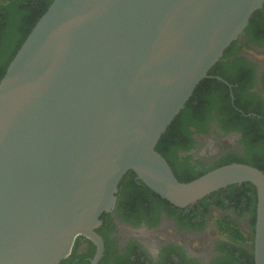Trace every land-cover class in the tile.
<instances>
[{
	"label": "water",
	"instance_id": "1",
	"mask_svg": "<svg viewBox=\"0 0 264 264\" xmlns=\"http://www.w3.org/2000/svg\"><path fill=\"white\" fill-rule=\"evenodd\" d=\"M263 4L53 0L0 79V264H59L78 236L97 264L94 228L129 171L176 207L253 185V264H264V172L235 162L181 182L155 150Z\"/></svg>",
	"mask_w": 264,
	"mask_h": 264
},
{
	"label": "flooded vegetation",
	"instance_id": "2",
	"mask_svg": "<svg viewBox=\"0 0 264 264\" xmlns=\"http://www.w3.org/2000/svg\"><path fill=\"white\" fill-rule=\"evenodd\" d=\"M36 4L24 8L25 3L12 5L0 0V35H5L8 26L28 22L32 10L37 12ZM14 31L8 42L0 43V57L12 44ZM263 31L256 20L250 27V37L262 41ZM248 41L244 30L235 44L226 48L228 55L220 59L223 63L243 59L235 71L219 65L208 77L229 88L232 85L227 78L234 81L232 100L241 107L240 112L245 111V118L257 116L249 122L256 121L261 137L258 145L264 148V43ZM214 113L212 110L201 130L189 126V133L174 132L173 144L183 148L175 151L165 146L177 179L193 178L225 158L245 153L243 141L248 128L244 122L230 117L220 121ZM259 156L264 161V150ZM124 176L112 210L102 212L94 228L103 243L97 264H253V185L232 184L186 207H176L151 191L134 173ZM96 252L92 240L78 236L70 255L59 264H90Z\"/></svg>",
	"mask_w": 264,
	"mask_h": 264
},
{
	"label": "trees",
	"instance_id": "3",
	"mask_svg": "<svg viewBox=\"0 0 264 264\" xmlns=\"http://www.w3.org/2000/svg\"><path fill=\"white\" fill-rule=\"evenodd\" d=\"M10 1L12 5L19 4V3H25L23 6L24 8L30 7L34 3H37V12L35 10H32L33 13H31V16L28 17L29 21H25L22 24L18 25L17 27L8 26L6 28V33L0 35V43L8 42L9 34L11 31H14V38L12 39L11 43L9 44V48L5 55L0 57V79L3 77L6 68L9 64V62L12 60L13 56L15 55L16 51L19 49L22 42L27 37L28 33L31 31L32 27L35 25V23L38 21V19L43 15V13L47 10L48 6L51 4L53 0H7ZM258 20V27H262L264 30V4L261 9L255 11L252 16L249 19L248 25L245 29V33L249 37V44L251 42L255 43H264V39L262 41L256 40V38L252 39L250 37V27L255 24V21ZM264 33V31H263ZM235 44V42L231 43V46ZM2 47V45H1ZM237 51V49L234 50V53ZM228 55V49L224 51V55L222 57L225 58ZM221 59V60H222ZM218 61L207 73V77L204 78L200 83L196 86L194 89L192 95L188 99V101L185 103L184 108L180 111V113L174 118V120L170 123V125L167 127L165 132L161 135L160 139L158 140L155 150L159 152L160 154L165 157L169 165L171 166L169 159H168V152L169 148H165V146L170 145L172 146L175 151L176 148L183 146H176L172 142L174 138V132L179 131L182 132H188V127L193 126L196 127L197 130H201V127L204 125L206 119L208 118V115H210L211 111L214 110V116L220 121H224L230 118H236L238 121H243L245 127H247V131L244 133L245 139L243 141L246 150L245 153L241 156L236 157H228L223 159L218 165H215L211 167L209 170H212L214 168H217L222 165L230 164V163H245L252 165L254 167L259 168L264 172V161L260 159V154L263 153L264 148L260 145H258L261 137L260 133L255 126V123H250V119H255L257 116L245 118L244 114L245 111H239L238 109H241V107L238 105V103L235 100H232V96L235 95V88H234V81L232 79H228L227 81L232 85L231 88H229L227 85L223 84L222 82L216 80V79H210L208 76L213 75L214 71L217 69L219 65H224L227 67L228 70L235 71L236 68L239 66L241 62H244L243 59H234L232 62H225ZM243 70V69H239ZM245 73V71H243ZM236 83V82H235ZM233 94V95H231ZM189 133V132H188ZM189 138V137H188ZM207 170V171H209ZM202 172L193 178H188V176H178L179 181L182 182H188L194 178L199 177L200 175L206 173ZM128 173L125 176H128L131 174L133 176V172ZM196 174V173H194ZM124 176V177H125ZM254 188V186H252ZM255 190V189H254ZM254 203V210L256 206V198L253 199ZM255 224V212H254V218L252 219V227L254 229Z\"/></svg>",
	"mask_w": 264,
	"mask_h": 264
}]
</instances>
